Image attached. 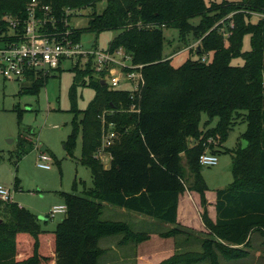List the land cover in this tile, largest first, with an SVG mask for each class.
<instances>
[{"label": "trees", "instance_id": "1", "mask_svg": "<svg viewBox=\"0 0 264 264\" xmlns=\"http://www.w3.org/2000/svg\"><path fill=\"white\" fill-rule=\"evenodd\" d=\"M30 1L0 0V32L8 30L2 15L25 18ZM40 1L60 14L64 7H95L102 0ZM105 1L104 10L93 12L86 27L75 28L74 38L82 41L85 32L120 30L109 49L124 47L135 63L143 64L145 85L132 98L130 90L103 84L91 65L71 68L76 72L69 89L74 117L63 145L73 157L82 137L80 160L92 170L93 186L80 193L76 186L62 192L66 217L52 233L42 229L31 210L0 199V264H102L100 238L122 234L124 243H139L150 237L154 228L103 219L104 202L175 224L155 232L176 236L182 232L178 209L186 189L199 194L211 238L202 242L203 250L177 251L159 264H193L207 258L219 264L220 254L230 259L248 257L253 233L264 237V18L253 15L264 12V0ZM198 15L201 19L195 24L192 18ZM165 28L178 29L183 40L190 33L200 39L194 47L197 56L174 66L164 54ZM222 28L230 32L227 38ZM246 35L250 50H243ZM235 58L244 63L232 64ZM48 76L31 74L32 88L23 87L37 92ZM80 82L95 90L85 109L77 102ZM133 102L140 111L126 110ZM203 115L207 119L202 126ZM237 118H242L246 129L239 147L226 149L232 153L233 180L217 190L214 220L199 158L207 150L218 155ZM108 122L117 131L106 150L111 154L110 168L98 155ZM23 137L20 134L19 139Z\"/></svg>", "mask_w": 264, "mask_h": 264}, {"label": "rangeland", "instance_id": "2", "mask_svg": "<svg viewBox=\"0 0 264 264\" xmlns=\"http://www.w3.org/2000/svg\"><path fill=\"white\" fill-rule=\"evenodd\" d=\"M206 1L211 3L223 0ZM105 7L106 1L102 0L95 7L87 6L81 8L78 14L73 17L72 26L86 27L91 14L93 12L100 13ZM253 15L258 17L256 14ZM200 19V15L195 16L192 18V22L197 24ZM119 31L85 32L82 36V42L85 46H94L100 50H107L110 42ZM164 35V54L172 58L171 61L174 66L178 67L188 58L197 56L194 47L198 45L200 39L194 37L193 33H190L183 40L178 29L165 28ZM250 49V35H246L244 37L243 50ZM211 58L212 54L207 59ZM243 63L244 60L242 58H235L232 61V64L235 65H242ZM72 64L71 61H67L60 70H52L46 83L39 86L37 92L29 91L32 88L30 87V81L21 82L15 79H4L0 75V184L10 189L15 202L38 215L42 229L49 231V233H52L59 222L66 217L65 212L55 213L53 217L51 214L55 206L65 204L62 192H71L76 186L77 192L80 193L85 186H93L92 170L80 160L83 147L82 137H78L77 148L73 157L67 154L63 145L64 140L68 138L72 131V120L74 117V113L70 111L71 100L69 96V89L76 74L71 69ZM43 80L45 82V78ZM27 85L30 87L28 90L25 89V87H28ZM131 87V82L122 81L117 89ZM94 96V88L80 82L77 87L78 107L81 109L87 108ZM206 119L207 116L203 115L202 126ZM236 122L237 124L231 131L224 146L220 148L218 163L202 167V174L209 187L207 207L212 219L217 215V190L227 187L233 180L232 153L226 149L239 147L241 134L246 129V123L242 122V118H237ZM20 134L24 135L21 139H19ZM41 151H46L52 155L49 169L38 165ZM108 156L109 152L105 151L102 161L106 166L110 162ZM183 161L186 165L185 157H183ZM16 177H18V184L16 183ZM181 196L182 213L183 211L184 213L181 220L178 219V225L182 232L176 236H171L174 240L173 242H175L174 253L188 249L203 250L202 242L207 238H211V235L209 228L202 219L204 208L199 194L196 191L186 189ZM120 210V206L104 202L102 218L126 220L124 213H121ZM188 210L190 211V220L189 223H185L186 215L189 213ZM172 226L174 227L175 224H168L166 227L160 223L157 227L168 230ZM113 236L120 238L122 234ZM163 237L158 235L136 243V246L138 245L144 253V261L156 264L162 259L161 256L158 257L157 255V251L163 247L162 243L155 242V240ZM153 245L155 250L151 251ZM156 245H159V249H157ZM103 250L105 252L104 248ZM218 261L219 264H264L263 235L253 233L250 255L248 257L230 259L220 254ZM193 264L214 263L212 258H207Z\"/></svg>", "mask_w": 264, "mask_h": 264}, {"label": "built area", "instance_id": "3", "mask_svg": "<svg viewBox=\"0 0 264 264\" xmlns=\"http://www.w3.org/2000/svg\"><path fill=\"white\" fill-rule=\"evenodd\" d=\"M79 9L64 7L58 14L52 5L42 3L40 0H31L27 5V17L2 15L1 19L8 24V30L1 32L0 75L5 79L23 82L30 80L31 74H34L35 78L50 75L52 70H59L65 62L71 61L72 67L79 64L80 68L85 69L91 65L98 77L107 82L110 88L117 89L122 81L131 82L132 87L124 90H130L131 97L136 98L145 84L142 72L144 65L135 63L133 56L124 47L100 50L98 47L85 46L81 41L76 40L71 16L77 14ZM254 14L264 18V12H254ZM21 25L23 31L20 30ZM230 25L234 27L235 23L231 22ZM221 31L226 38L229 36L230 32L225 28ZM203 58L206 59V56ZM126 110L140 111L135 102ZM105 127L106 133L104 132L102 146L98 152L101 159L117 137L113 122H108ZM108 157L110 161V153ZM51 160L50 153L41 151L38 165L49 169ZM199 161L203 166H212L218 163L219 158L217 154L207 150L200 155ZM0 199L13 200L10 189L2 184H0ZM60 212H67L66 204L55 206L51 213L52 217Z\"/></svg>", "mask_w": 264, "mask_h": 264}, {"label": "crops", "instance_id": "4", "mask_svg": "<svg viewBox=\"0 0 264 264\" xmlns=\"http://www.w3.org/2000/svg\"><path fill=\"white\" fill-rule=\"evenodd\" d=\"M77 14L72 15L71 22H72L73 17L76 16ZM28 81H30L32 83L31 79ZM181 197H180L179 209H178V219L179 220H181L182 215L184 213V211L182 213ZM185 200L187 201V199H185ZM209 202H212V201H209ZM120 209H121L120 210L121 213H124V218H126V220L125 219H121V220L128 221L130 224L136 225V226L141 227V228H154V229H152L153 231L151 232L150 237H155V236L160 235L159 233L155 232V230H156L155 228H158L157 227L158 224L161 223L157 219H155L151 216H146L144 214H140L138 212L129 211L124 207H120ZM189 216H190V211H189L188 215H186V222L185 223H189V220H190ZM216 217H217V215H216ZM216 217H213V219L215 220ZM168 224H170V223H165V222L161 223V225H165L166 227ZM150 237L148 239H150ZM122 238L123 237L119 238V237L113 236V235L100 238L99 245L105 249V252H103V254L101 255L102 264H126V263H129V264H136V263H138V264H151V263H148V262L143 260L144 253L141 251V249L138 247V245L136 246V243L129 242V243L125 244L122 241ZM173 241L174 240H173V238H171V236L170 237H163L162 239L160 238V239L155 240V242H161L162 246H163L162 249H159L158 248L159 245H156L157 249H159L157 251L158 257L161 256L162 259H165L174 253L175 242H173ZM154 250H155V247L153 245L151 248V251H154ZM162 259H160L159 261H161ZM158 262H156V264Z\"/></svg>", "mask_w": 264, "mask_h": 264}, {"label": "water", "instance_id": "5", "mask_svg": "<svg viewBox=\"0 0 264 264\" xmlns=\"http://www.w3.org/2000/svg\"><path fill=\"white\" fill-rule=\"evenodd\" d=\"M103 84H106L107 82H105L104 80H102L101 81ZM244 143H245V141H244ZM107 168H110V164H108L107 166H106Z\"/></svg>", "mask_w": 264, "mask_h": 264}]
</instances>
